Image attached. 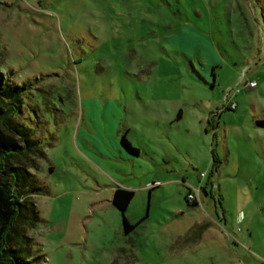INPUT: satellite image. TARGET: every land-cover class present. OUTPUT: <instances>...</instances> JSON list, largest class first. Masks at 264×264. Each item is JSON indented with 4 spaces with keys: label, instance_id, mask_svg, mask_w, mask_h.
<instances>
[{
    "label": "rangeland",
    "instance_id": "1",
    "mask_svg": "<svg viewBox=\"0 0 264 264\" xmlns=\"http://www.w3.org/2000/svg\"><path fill=\"white\" fill-rule=\"evenodd\" d=\"M248 1L0 0V71L28 85L38 141L24 161L43 264H264V64L248 56L264 47ZM105 113L139 156L120 154L126 129L109 134ZM117 186L135 192L129 233Z\"/></svg>",
    "mask_w": 264,
    "mask_h": 264
},
{
    "label": "trees",
    "instance_id": "2",
    "mask_svg": "<svg viewBox=\"0 0 264 264\" xmlns=\"http://www.w3.org/2000/svg\"><path fill=\"white\" fill-rule=\"evenodd\" d=\"M253 2L259 12V21L258 16L255 15V18L262 28L259 42L264 47V0ZM193 38L196 44L198 37L193 35ZM261 51L253 48L252 53L248 55L257 59L255 61L257 65L264 64V55H261ZM213 63L211 75L214 80L210 84L215 87L214 68L218 64L216 61ZM205 68L208 69V66ZM28 88L26 83L12 82L0 71V264H43L44 259L43 255H38L33 251L31 247L33 239L27 233L30 225H34V222L39 220V211L32 197L38 188L35 177L29 171L30 164L25 162L26 160L30 162V154L37 152L33 146L38 142L31 137L30 128L26 126L23 115V95ZM181 115L182 109L179 110L178 117ZM256 122L264 127V117L257 119ZM126 134L127 132L121 137L122 148L128 151L129 155H138L139 149L133 146ZM41 155H44L43 152ZM30 180L35 184L32 187ZM191 192L192 190L188 193L187 201L197 204L190 197ZM134 195L133 190L116 187L111 200L113 205L123 212L126 233L136 226L130 223L124 214Z\"/></svg>",
    "mask_w": 264,
    "mask_h": 264
},
{
    "label": "crops",
    "instance_id": "3",
    "mask_svg": "<svg viewBox=\"0 0 264 264\" xmlns=\"http://www.w3.org/2000/svg\"><path fill=\"white\" fill-rule=\"evenodd\" d=\"M182 40L184 41V38H182ZM190 41H194L193 36H192V39ZM177 42H179V41H177ZM177 111H179L178 107L177 108L174 107V111L171 113L169 111H167L165 108H158L155 111L151 112V114H152L151 117H153L154 119H157L158 121H163V122L169 121L170 122V121H173L174 114L177 113ZM183 115H184V112L182 111L181 116H183ZM117 117L119 118V116H117L116 113H108V114L105 113L104 114V118H105L106 123H107V127H105V129H106V131H108L109 134L112 133V135L115 137H117L119 135L122 127L126 129L127 133H129V130H130L128 123L122 122V117H124V116L119 118V121L115 120V118L117 119ZM123 121H125V119ZM236 136L238 138H242L243 139L242 141L248 140V136L244 132H241V134L236 133ZM115 141H116V139H115ZM119 151H120L121 155H124V154L128 155V153L122 148L121 145H119ZM139 155H140V152H139L138 156ZM243 161H241V162H243ZM117 187L125 188L122 186H117ZM126 189H128V188H126ZM130 190H132V189H130Z\"/></svg>",
    "mask_w": 264,
    "mask_h": 264
},
{
    "label": "built area",
    "instance_id": "4",
    "mask_svg": "<svg viewBox=\"0 0 264 264\" xmlns=\"http://www.w3.org/2000/svg\"><path fill=\"white\" fill-rule=\"evenodd\" d=\"M257 85V81L256 80H247L244 84L243 87H237L235 89L236 94L240 93L242 90H245V88L247 86H254L256 87ZM253 87V88H254ZM248 88V87H247ZM232 89H230V91L227 93V103H226V108H230V109H236L238 106V102L236 100L233 99V96H231ZM202 175H204V173H202ZM190 197H194L193 193L190 194Z\"/></svg>",
    "mask_w": 264,
    "mask_h": 264
}]
</instances>
